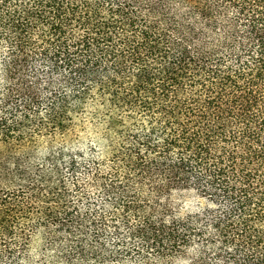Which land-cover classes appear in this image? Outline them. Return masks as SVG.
Returning a JSON list of instances; mask_svg holds the SVG:
<instances>
[{"label": "trees", "instance_id": "16d2710c", "mask_svg": "<svg viewBox=\"0 0 264 264\" xmlns=\"http://www.w3.org/2000/svg\"><path fill=\"white\" fill-rule=\"evenodd\" d=\"M0 264H264V0H0Z\"/></svg>", "mask_w": 264, "mask_h": 264}, {"label": "rangeland", "instance_id": "374dc122", "mask_svg": "<svg viewBox=\"0 0 264 264\" xmlns=\"http://www.w3.org/2000/svg\"><path fill=\"white\" fill-rule=\"evenodd\" d=\"M56 142L53 143V146H57L59 142L58 143ZM76 142H78L83 147H88L92 145L97 146V137L95 136L94 131H92V128L88 126L84 133L78 134V136L76 137ZM47 149H48V146L46 143L40 144L37 150H35L32 154L34 159L40 160L41 158H43V156L46 154ZM191 205H192V202L185 204V206H191Z\"/></svg>", "mask_w": 264, "mask_h": 264}]
</instances>
